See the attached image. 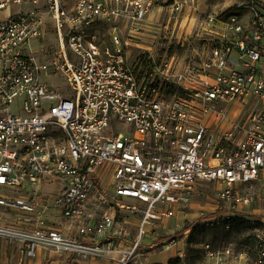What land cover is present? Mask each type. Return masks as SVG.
I'll use <instances>...</instances> for the list:
<instances>
[{"label": "built area", "instance_id": "1", "mask_svg": "<svg viewBox=\"0 0 264 264\" xmlns=\"http://www.w3.org/2000/svg\"><path fill=\"white\" fill-rule=\"evenodd\" d=\"M194 1L0 0V241L18 252L0 264H162L140 256L206 183L227 209L207 223L261 226L205 242L203 264H264L242 192L264 187V0Z\"/></svg>", "mask_w": 264, "mask_h": 264}, {"label": "rangeland", "instance_id": "2", "mask_svg": "<svg viewBox=\"0 0 264 264\" xmlns=\"http://www.w3.org/2000/svg\"><path fill=\"white\" fill-rule=\"evenodd\" d=\"M200 1L201 0L194 1L193 7L195 4H199ZM209 2H212L214 5L213 8L216 9V11L221 12L229 9L230 11L235 10V6L238 4L239 0H209L208 3ZM199 7L202 9L206 8H203L202 3ZM46 42L50 45H57L56 32L51 33ZM262 68H264V62L262 63ZM46 79L51 84L64 85V81L60 76L48 77ZM16 104H18V101ZM218 187V183H206L202 185L200 196L196 197L190 206L178 208L175 216L165 219L163 222L164 227H161L155 232L156 250H152L149 256H140V258L149 263L161 261L163 264H203L205 256L203 255L202 245L205 242H229L235 238L240 241V243H246L248 237L247 233L249 234L252 228L258 225L261 226V224H253L252 220L249 218L241 219L237 216L233 217L230 221L227 219H219V224L216 221V226L211 225V222L207 223L209 220L227 214V209L218 203ZM242 192L254 196L255 202L252 206L244 209L245 212L254 211L258 213L256 217L259 218L257 221L260 222V218L264 216V187L260 183L256 184L254 188H250L249 185H246L242 187ZM212 214L213 216H211ZM188 230L189 232H186ZM172 238L176 243L170 250L165 251V249L162 248V244ZM181 251L185 253L184 259L178 257ZM168 258L169 261L167 260Z\"/></svg>", "mask_w": 264, "mask_h": 264}, {"label": "crops", "instance_id": "3", "mask_svg": "<svg viewBox=\"0 0 264 264\" xmlns=\"http://www.w3.org/2000/svg\"><path fill=\"white\" fill-rule=\"evenodd\" d=\"M208 1L209 0H201L199 4L202 3L203 8L206 7L204 10H207V9L216 10L213 8L214 5L212 4V2L208 3ZM0 247H2V250L0 251V259L3 261L14 262L18 254L15 245L1 240ZM5 247H6V250L4 249ZM168 250L170 249H165V251H168ZM167 260L169 261V258ZM28 262L29 264H118L117 261L112 260V259H93V260L78 259V260H73V261H67L64 257L61 258L60 256L54 253L43 254L41 252H39L36 257L31 258V260H29Z\"/></svg>", "mask_w": 264, "mask_h": 264}, {"label": "trees", "instance_id": "4", "mask_svg": "<svg viewBox=\"0 0 264 264\" xmlns=\"http://www.w3.org/2000/svg\"><path fill=\"white\" fill-rule=\"evenodd\" d=\"M233 11H234V10H233ZM233 11H232V10L230 11V9H229V10H227V11L225 12V15L228 14V13H231V12H233ZM225 15H224V16H225ZM211 216H213V214H212Z\"/></svg>", "mask_w": 264, "mask_h": 264}]
</instances>
